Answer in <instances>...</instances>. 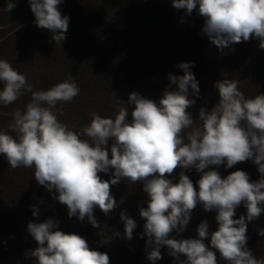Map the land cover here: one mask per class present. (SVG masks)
<instances>
[{
	"label": "clouds",
	"instance_id": "obj_1",
	"mask_svg": "<svg viewBox=\"0 0 264 264\" xmlns=\"http://www.w3.org/2000/svg\"><path fill=\"white\" fill-rule=\"evenodd\" d=\"M61 2L29 0L34 23L53 33L56 44L66 38L69 26V18L58 9ZM197 4L199 15L205 18L203 31L218 49L251 37L259 39V47L264 49V0H172L174 8L185 9L188 15ZM15 6V0H8L5 10L10 12ZM178 67L184 72L182 76L169 74L177 89H166L158 103L130 93L127 103L134 105L131 121L125 102L120 100L114 118L92 113L90 124L82 129L90 138L85 140L53 111L58 102H71L79 95L71 76L47 90L33 91L24 74L0 59V104L7 106L25 93L31 95L24 110L18 108L13 113L8 127L15 136L0 131V154L12 169L33 168L36 181L58 193L55 199L67 206L70 218L78 216L84 221L87 217L97 228L101 226L93 215L94 208L107 215L117 207L111 185L121 179L142 181L149 200L139 214L146 221L147 258L153 264L162 259V246H167L169 255L177 260L185 256L180 264H218L217 252L227 264H264V258H255L246 247L248 222L264 212V94L246 97L239 90V80L217 81L219 103L210 111L202 107L200 124L193 127L195 122L187 109L196 101L188 97L189 88L198 97V82L190 63ZM109 140L113 141L111 158ZM248 160L261 174L255 182L243 170L225 178L216 170L205 171L225 161L231 168ZM110 168L114 170L112 179H101L99 173H108ZM177 168H195L202 173L196 182L198 191L183 171L178 183L166 178ZM198 203L205 211H217L218 229L210 233L204 221L197 228L196 239L169 238L173 230H185ZM242 203L247 214L234 219L235 209ZM38 214L39 209L33 208V215ZM120 218L124 237L131 240L136 221L123 212ZM57 224L48 219L27 225L38 245L28 255L35 257L37 264H109L107 253L90 249L80 235L54 230ZM258 234L264 236V229H258ZM206 238L215 251L204 243Z\"/></svg>",
	"mask_w": 264,
	"mask_h": 264
},
{
	"label": "trees",
	"instance_id": "obj_2",
	"mask_svg": "<svg viewBox=\"0 0 264 264\" xmlns=\"http://www.w3.org/2000/svg\"><path fill=\"white\" fill-rule=\"evenodd\" d=\"M8 0H0V59L9 62L14 69L24 74L33 91L47 90L63 82L69 76L77 83L80 93L71 102H58L53 109L59 120L70 130L81 133V139L90 140L82 133L92 119V113L104 118H114L124 101L128 108V120L134 105L128 104L130 93L159 102L164 91H174L177 85L169 74L182 76L180 63H190V71L199 87L198 97L189 88V99L195 104L187 111L199 126V110L210 111L219 103L217 81L224 78L239 80V90L246 97L264 94V49L259 39L233 43L223 50L211 43L203 31L205 18L199 15L198 4L191 15L185 9H176L172 0H62L58 9L69 18L68 30L61 44L53 40V33L41 29L31 18L29 0H15L16 6L5 10ZM3 82H0V90ZM31 95L23 94L14 103L0 104V131L10 132L16 109L24 110ZM112 140L108 142L109 158ZM216 170L225 178L236 170L248 173L250 181L260 178L257 166L251 161L239 162L227 168L226 161L218 166H209L205 171ZM113 169L99 173L101 179L111 180ZM189 176L196 190L202 173L195 168H177L166 178L178 183L180 172ZM111 194L117 207L107 215L98 207L93 215L101 227H93L85 217H69L68 208L57 199L58 193L40 185L34 177L33 168L12 169L3 154H0V264H37L36 258L28 255L38 247L27 230L29 222L41 223L48 219L57 221L64 233H75L86 239L89 248L107 253L109 264H153L147 258L144 235L145 219L139 214L147 207L149 197L143 191V182L121 179L111 185ZM33 208L39 209L37 216ZM125 213L136 221L131 240L124 237V223L120 214ZM243 203L235 209L234 219L246 216ZM217 211H205L198 203L192 210L188 225L183 232L175 230L169 238L196 239L197 228L206 221L208 231L218 229ZM264 212L248 222L247 245L254 257L264 258ZM119 232L117 236L115 233ZM106 238H110L105 242ZM204 243L211 249L210 238ZM150 251V249H148ZM162 259L155 264H180L169 255L167 246H162ZM218 264H227L216 253Z\"/></svg>",
	"mask_w": 264,
	"mask_h": 264
},
{
	"label": "rangeland",
	"instance_id": "obj_3",
	"mask_svg": "<svg viewBox=\"0 0 264 264\" xmlns=\"http://www.w3.org/2000/svg\"><path fill=\"white\" fill-rule=\"evenodd\" d=\"M31 18H32V19H33V18H35L34 14L32 15V17H31Z\"/></svg>",
	"mask_w": 264,
	"mask_h": 264
}]
</instances>
